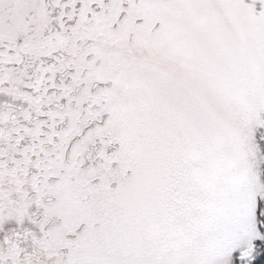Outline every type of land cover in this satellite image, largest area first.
Masks as SVG:
<instances>
[{
    "label": "snow or ice",
    "instance_id": "obj_1",
    "mask_svg": "<svg viewBox=\"0 0 264 264\" xmlns=\"http://www.w3.org/2000/svg\"><path fill=\"white\" fill-rule=\"evenodd\" d=\"M0 264H264V0H0Z\"/></svg>",
    "mask_w": 264,
    "mask_h": 264
}]
</instances>
